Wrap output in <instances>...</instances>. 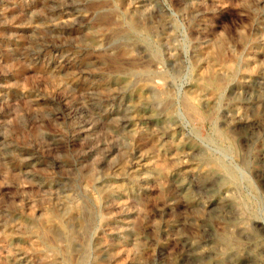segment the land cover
Returning <instances> with one entry per match:
<instances>
[{"label": "rangeland", "instance_id": "374dc122", "mask_svg": "<svg viewBox=\"0 0 264 264\" xmlns=\"http://www.w3.org/2000/svg\"><path fill=\"white\" fill-rule=\"evenodd\" d=\"M0 264H264V0H0Z\"/></svg>", "mask_w": 264, "mask_h": 264}, {"label": "bare ground", "instance_id": "6f19581e", "mask_svg": "<svg viewBox=\"0 0 264 264\" xmlns=\"http://www.w3.org/2000/svg\"><path fill=\"white\" fill-rule=\"evenodd\" d=\"M145 13V12H144ZM152 103V102H151ZM150 106V105H149ZM65 205V204H64ZM58 234V233H57ZM64 235V234H63ZM58 236V235H57ZM58 237H60V235L58 236ZM58 240V239H57ZM61 243V242H60Z\"/></svg>", "mask_w": 264, "mask_h": 264}]
</instances>
